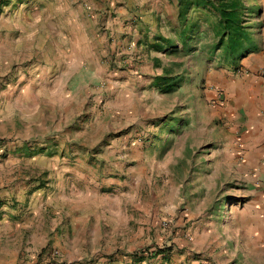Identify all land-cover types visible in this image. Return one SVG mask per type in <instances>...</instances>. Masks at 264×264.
Masks as SVG:
<instances>
[{"label":"rangeland","instance_id":"obj_1","mask_svg":"<svg viewBox=\"0 0 264 264\" xmlns=\"http://www.w3.org/2000/svg\"><path fill=\"white\" fill-rule=\"evenodd\" d=\"M43 1L57 5H21ZM240 2L241 51L254 50L264 0ZM159 20L169 38L161 51L154 41H106L98 57L75 59L97 75L72 77L69 105L71 82L64 76L66 86L51 88L53 73L48 83L40 75L44 61L10 50L1 34L0 188L17 206L25 182L34 237L48 233L18 264H264V239L247 231L245 183L219 165L214 109L196 97L206 72L234 65L228 39L218 44L222 30L209 8H192L185 25ZM163 74L173 91L156 86ZM79 145L88 152L62 150Z\"/></svg>","mask_w":264,"mask_h":264},{"label":"crops","instance_id":"obj_2","mask_svg":"<svg viewBox=\"0 0 264 264\" xmlns=\"http://www.w3.org/2000/svg\"><path fill=\"white\" fill-rule=\"evenodd\" d=\"M56 1L57 5L44 1V5H21L26 2L8 0L3 4L0 0V15H3L0 16V37L1 34L6 35L12 43L11 47L13 45L10 50L21 52L27 58H41L44 64L40 75L44 82H49V73L56 77L52 80L54 83L51 82V88L64 86L58 81L65 86L70 81V89L63 94V101L68 105L76 100L72 98L78 85H74L76 79L72 77L84 74L85 82L97 75L90 64H77L75 59L98 57L101 42L133 39L147 43L155 41V36L160 34L168 37L164 33L167 24L162 25L159 18L166 14L174 19L175 24L177 17L176 12L171 15L169 11L172 4L175 9L177 7L173 0ZM14 2L20 5H12ZM173 29L176 27L173 26ZM63 59L68 63H63ZM54 62L59 69H55ZM263 68L264 24L258 42L254 41V50L238 58L233 66L206 72L204 88L196 93L202 103L212 104L211 119L216 118L219 130L216 138V150L220 157L218 163L224 169H232L237 182L245 183L242 196L246 198L244 209L248 210L247 231L259 235L258 239H264ZM3 117L0 116V119ZM65 121L70 122V119ZM65 147L62 150H70L71 153L88 152V147L80 145ZM23 184L17 206L4 196L0 188V264H18L22 262L24 252L34 246L41 248L48 242L46 230H41L34 237L33 197L25 195L26 183L20 185ZM12 205L15 207L11 208Z\"/></svg>","mask_w":264,"mask_h":264},{"label":"trees","instance_id":"obj_3","mask_svg":"<svg viewBox=\"0 0 264 264\" xmlns=\"http://www.w3.org/2000/svg\"><path fill=\"white\" fill-rule=\"evenodd\" d=\"M192 8H209V10H212L217 15L218 24L222 30L218 44H222V40L227 37L228 46L226 52L231 56L233 61H236L250 51H241V48H243L242 34L244 33L243 31L245 27L243 26V19L241 16L242 9L240 0H177V18L179 23L185 25L188 20L189 11ZM186 28V26H183L181 31H184L183 33H185ZM161 42H169V38L162 36L155 37V41L150 47L156 51H161L164 49ZM171 79L172 77L163 74L155 76L154 82L161 92L166 93L175 89L176 83L173 80L171 81ZM150 255L154 256L156 255V252L153 251ZM142 260H144V257L140 259L134 257L133 262H141Z\"/></svg>","mask_w":264,"mask_h":264},{"label":"built area","instance_id":"obj_4","mask_svg":"<svg viewBox=\"0 0 264 264\" xmlns=\"http://www.w3.org/2000/svg\"><path fill=\"white\" fill-rule=\"evenodd\" d=\"M261 74H263V75H264V68H263V69H261Z\"/></svg>","mask_w":264,"mask_h":264}]
</instances>
